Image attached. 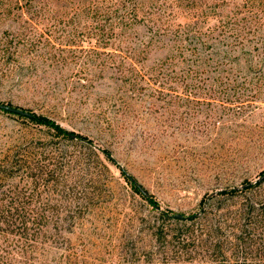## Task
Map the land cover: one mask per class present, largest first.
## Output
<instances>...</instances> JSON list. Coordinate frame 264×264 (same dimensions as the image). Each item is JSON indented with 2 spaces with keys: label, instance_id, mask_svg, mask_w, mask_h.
<instances>
[{
  "label": "rangeland",
  "instance_id": "obj_1",
  "mask_svg": "<svg viewBox=\"0 0 264 264\" xmlns=\"http://www.w3.org/2000/svg\"><path fill=\"white\" fill-rule=\"evenodd\" d=\"M94 2L0 0V105L36 117L0 108V160L55 141L89 151L56 140L46 118L118 165L100 154L109 172L94 171L102 194L94 206L62 213L56 233L19 264H126L131 252L141 261L149 243L141 219L198 212L211 194L264 174V0H195L190 12L181 0H148L137 24L100 12L97 34ZM128 44L144 77L124 79L104 64ZM48 194L33 208L34 230L50 221L40 217ZM20 241L11 239L15 257Z\"/></svg>",
  "mask_w": 264,
  "mask_h": 264
},
{
  "label": "trees",
  "instance_id": "obj_2",
  "mask_svg": "<svg viewBox=\"0 0 264 264\" xmlns=\"http://www.w3.org/2000/svg\"><path fill=\"white\" fill-rule=\"evenodd\" d=\"M147 1L94 2V6L89 8L94 15L91 24L96 23L93 31L97 34L102 29L100 12L109 20L115 12H122V18L137 24L142 21L139 14ZM181 1L186 11L190 12L195 0ZM110 27L113 29V23ZM114 51L117 55L113 57L117 58L110 57L105 65H111L124 79L144 77L135 60L136 48L128 44ZM17 115L36 120L32 114ZM39 121L50 126L56 140L73 142L75 146L86 147L89 151L65 150L55 141V146L48 142L40 143L37 147L33 146L35 149L17 151L12 157L0 160V264H19L21 260L18 258L27 260L37 241H43L40 236L56 233L62 213H69L72 207L79 205L87 208L94 206L95 198L102 195L95 186L94 171L102 168L109 172L100 154L118 167L106 150L99 149L87 137L68 131L46 118ZM121 172L133 184L137 194L155 207L148 193L145 191L147 195L143 194L136 186L137 182L123 169ZM18 174L24 177L23 184L12 182L5 188L2 181L9 177L13 180ZM44 193L49 194L44 207H39L40 217L49 216L50 221L45 223L43 231L39 228L34 230L33 221L40 211L33 208L38 199H43ZM208 201L205 208L189 215L160 211L155 221L141 219V227H144L149 243L141 249V261L133 256L136 253L131 252L126 264H264V177L255 182L245 181L241 187L220 190L211 194ZM176 214H181V217ZM28 231L33 233L29 235ZM14 238L23 243L21 246L14 244L22 252L16 257L11 252V239L13 243ZM129 245L128 242L124 244L126 248Z\"/></svg>",
  "mask_w": 264,
  "mask_h": 264
},
{
  "label": "water",
  "instance_id": "obj_3",
  "mask_svg": "<svg viewBox=\"0 0 264 264\" xmlns=\"http://www.w3.org/2000/svg\"><path fill=\"white\" fill-rule=\"evenodd\" d=\"M0 108L5 110V111H8V112H11V113H15V114H21V115H29V113L19 109V108H14V107H11V106H8V105H0ZM262 177H264V174L262 176H260L259 178H257V180L261 179ZM136 186L139 188V190L147 195V193L145 192V190L138 184L136 183ZM177 217H181V214H176Z\"/></svg>",
  "mask_w": 264,
  "mask_h": 264
}]
</instances>
